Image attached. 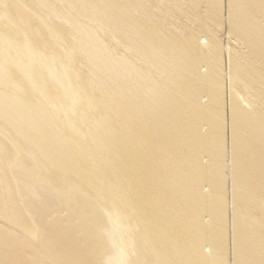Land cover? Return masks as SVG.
<instances>
[{
    "label": "bare ground",
    "instance_id": "6f19581e",
    "mask_svg": "<svg viewBox=\"0 0 264 264\" xmlns=\"http://www.w3.org/2000/svg\"><path fill=\"white\" fill-rule=\"evenodd\" d=\"M0 264H264V0H0Z\"/></svg>",
    "mask_w": 264,
    "mask_h": 264
}]
</instances>
